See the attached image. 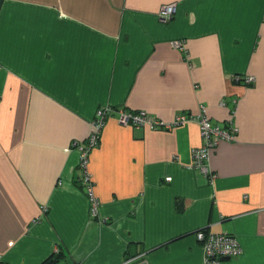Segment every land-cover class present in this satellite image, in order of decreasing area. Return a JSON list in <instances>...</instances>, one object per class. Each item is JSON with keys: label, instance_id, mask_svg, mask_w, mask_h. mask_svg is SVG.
Returning <instances> with one entry per match:
<instances>
[{"label": "crops", "instance_id": "obj_1", "mask_svg": "<svg viewBox=\"0 0 264 264\" xmlns=\"http://www.w3.org/2000/svg\"><path fill=\"white\" fill-rule=\"evenodd\" d=\"M106 104L165 121L205 107L239 131L211 149V179L195 120L114 109L89 154L92 215L78 145ZM199 229L239 241L222 264H264V0H2L0 260L205 264Z\"/></svg>", "mask_w": 264, "mask_h": 264}, {"label": "built area", "instance_id": "obj_2", "mask_svg": "<svg viewBox=\"0 0 264 264\" xmlns=\"http://www.w3.org/2000/svg\"><path fill=\"white\" fill-rule=\"evenodd\" d=\"M175 12V6L172 3L164 4L160 9V18L164 21L170 20ZM176 45L182 48V44L176 42ZM237 79L243 80L240 76ZM253 76L244 78L245 81H252ZM116 109L118 121L121 124L133 123L137 126H149L152 129H172L175 125L183 124L189 120H195L200 128L202 144L193 148V167L201 169L202 172L209 175L213 179L216 174L210 168V151L222 140H233L239 131V126L230 122L227 125H222L213 122L207 114L206 108L203 107L198 114H183L180 113L171 121H165L159 117L151 116L144 110L131 111L125 108H113L106 104L99 107L96 111V116L93 121V130L89 137L78 145L80 150V167L82 174L79 178L82 185L87 189V195L90 200V210L92 215H96L99 207V199L96 197L93 188V178L89 170V154L100 140L101 132L105 124L106 118ZM171 179V176L167 177ZM197 238L201 241L204 249L205 264H222L224 258H230L239 255L242 252V247L237 238L226 232H210L205 229H199L196 232Z\"/></svg>", "mask_w": 264, "mask_h": 264}, {"label": "trees", "instance_id": "obj_3", "mask_svg": "<svg viewBox=\"0 0 264 264\" xmlns=\"http://www.w3.org/2000/svg\"><path fill=\"white\" fill-rule=\"evenodd\" d=\"M2 0H0V6H1ZM63 253L57 252L55 254H52L51 256L47 257L44 261H42L40 264H57V262L61 259ZM0 262H2L0 260Z\"/></svg>", "mask_w": 264, "mask_h": 264}, {"label": "water", "instance_id": "obj_4", "mask_svg": "<svg viewBox=\"0 0 264 264\" xmlns=\"http://www.w3.org/2000/svg\"><path fill=\"white\" fill-rule=\"evenodd\" d=\"M0 264H6V263L0 262Z\"/></svg>", "mask_w": 264, "mask_h": 264}]
</instances>
